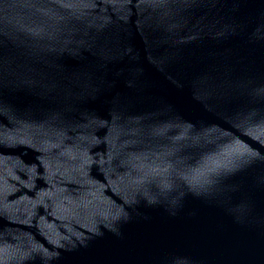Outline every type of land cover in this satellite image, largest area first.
Instances as JSON below:
<instances>
[{
    "label": "water",
    "instance_id": "water-1",
    "mask_svg": "<svg viewBox=\"0 0 264 264\" xmlns=\"http://www.w3.org/2000/svg\"><path fill=\"white\" fill-rule=\"evenodd\" d=\"M0 264H264V0H0Z\"/></svg>",
    "mask_w": 264,
    "mask_h": 264
}]
</instances>
